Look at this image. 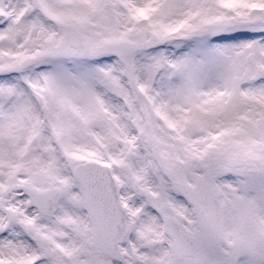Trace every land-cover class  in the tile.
I'll return each instance as SVG.
<instances>
[{"label":"snow or ice","instance_id":"obj_1","mask_svg":"<svg viewBox=\"0 0 264 264\" xmlns=\"http://www.w3.org/2000/svg\"><path fill=\"white\" fill-rule=\"evenodd\" d=\"M0 264H264V0H0Z\"/></svg>","mask_w":264,"mask_h":264}]
</instances>
